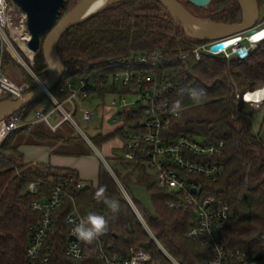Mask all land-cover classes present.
<instances>
[{"label": "trees", "instance_id": "obj_1", "mask_svg": "<svg viewBox=\"0 0 264 264\" xmlns=\"http://www.w3.org/2000/svg\"><path fill=\"white\" fill-rule=\"evenodd\" d=\"M80 1L66 0L58 21ZM263 1L257 0L259 5ZM210 4L212 7L204 19L222 24L242 22V10L237 0H212ZM203 43L189 39L158 0L116 2L73 26L61 37L56 51L63 63V74L51 93L58 101H63L69 92H61L60 86L92 75L90 97L95 96L99 104L106 105V98L117 92L110 81L113 70L107 68L108 61L154 52L170 58L172 63L158 71V78L163 81L166 73L165 80L172 87L164 91L163 99L171 106L180 100L182 109L172 120L168 136L174 139L186 135L205 143L223 141L219 161L224 164L225 171L213 182L203 181L204 190L229 207L224 230L228 248L247 251L255 264H264V250L255 238L264 236V141L263 136L253 132L251 115L246 113L245 103L242 99L236 103L237 95L241 98L243 94L264 86V40L244 60L206 54L196 60L192 50ZM181 56L186 57L180 59ZM33 71L41 82L46 81L48 65L42 50L35 54ZM27 81L30 85L28 94L39 87L31 77H27ZM191 89L205 91L201 103L189 98ZM48 104L54 105L44 95L38 102L21 109L19 116L23 126L11 132L0 146V264H26L31 228L40 220L31 204L34 200L48 199L53 188L65 181L68 196L54 213V230L42 251L46 254L48 248H53L49 264H100L96 256L99 246L110 255L121 257L129 255L132 247H140L158 264H173L153 242L114 178L110 176L109 183L104 185L100 174L96 186L86 184L79 187L84 181L76 170L25 161L20 151L22 145H43L51 141L73 143V138L57 134L61 126L53 131L41 122L27 131L24 124L33 119L37 109ZM118 117L125 121L136 118L128 111ZM116 137L124 143L128 139L121 127L109 134L97 135L91 142L101 147ZM54 153L69 155L56 150ZM118 160L121 165L132 167L124 174L114 171L119 182L126 186H142L149 192L153 213L132 201L163 248L180 264H204L209 260L208 248L186 237L195 225L194 213L168 207L175 195L154 183L146 160L142 157L133 161ZM35 180L43 181L37 196L28 192L29 184ZM99 187L106 189L108 199L118 202V212H112L94 198ZM74 209L82 218L95 213L108 221V229L98 241L92 244L82 241L87 252L82 260H74L66 253L69 233L66 217Z\"/></svg>", "mask_w": 264, "mask_h": 264}, {"label": "built area", "instance_id": "obj_2", "mask_svg": "<svg viewBox=\"0 0 264 264\" xmlns=\"http://www.w3.org/2000/svg\"><path fill=\"white\" fill-rule=\"evenodd\" d=\"M180 30L184 32L182 27ZM263 32L264 27L258 24L250 34L243 32L220 40L203 41V44L192 50V54L196 60H200L204 54L209 56L224 55L227 59L244 60L264 40H261V37L257 38ZM29 38L25 13L12 0H0V103L17 101L28 94L29 83L17 84L4 72L3 55L4 47L9 45L28 72L32 73L30 66L33 65V58H29L22 49V44L27 45ZM230 39L234 42L230 46L217 52L211 50L213 45ZM12 41L25 53L29 64L20 57L13 47ZM185 57L181 56L180 59ZM171 63L170 58L164 57L159 52L145 56L138 55L131 58L110 60L107 63V68L113 70L110 81L117 90L111 95L118 96L111 101L110 107L115 112L111 118L112 122H118L119 117L116 118V115L124 111L133 112L136 117L131 121V132L127 134L128 139L124 143V159L133 161L137 157L144 158L154 183L161 188L168 189L175 195L174 200L168 203V207L194 213L195 225L189 229L186 237L192 242L208 248L210 259L206 260L204 264H255L256 262L247 251L228 248L224 238V230L228 221L229 207L223 200L206 194L204 190L203 181L213 182L225 171L224 164L219 161L224 148L223 141L205 143L186 135H180L174 139L168 136V128L176 115L170 111L171 105L163 99V93L167 89L170 90L172 85L165 80L166 73L163 75V81H160L158 71ZM34 77L36 78V76ZM36 81L39 86L43 83L38 78ZM91 86L92 75H86L76 81L67 82L66 86H60L61 92H69V96L63 101H58L51 92H48L47 96L53 102V108L46 110V106L43 105L37 109L33 119L24 124L27 131L30 132L35 124L41 122L53 131L65 122H70L78 127L74 119L78 107L82 119L91 121L94 118V110L82 106V102L91 96L89 93ZM130 96L135 98L132 103L127 102V97ZM245 96L246 93L241 98L237 95L236 103L238 104L242 99L253 110L261 108L264 95L259 102L256 100L248 102ZM135 105L139 106L135 107ZM66 106H69L70 110H67ZM57 113L61 114V119L52 122V118H55ZM21 126L23 124L20 122L19 112L0 119V146L11 132ZM84 138L92 145L91 140L86 135ZM114 178L119 183L116 176ZM42 184L43 181L41 180L32 181L28 186V192L37 196L41 192ZM66 185L67 181L56 185L48 199L32 202L31 209L40 216V220L38 225L31 228L32 237L26 249V264L50 263L49 258L54 252L53 248H48L46 254H42V251L54 230V213L61 206L63 199L68 196ZM84 185V183H80L79 187ZM193 189L196 191L193 192ZM125 197L156 246L171 263L180 264L163 248L148 229L130 196L126 193ZM81 219L82 216L76 209L66 217V224L69 228L66 253L74 260H82L87 255L82 241L72 234L73 227ZM70 236H74L77 240L70 241ZM257 240L264 250V236ZM96 256L100 264H158L152 259L150 253L140 247H132L129 255L121 257L116 254L110 255L99 246Z\"/></svg>", "mask_w": 264, "mask_h": 264}, {"label": "water", "instance_id": "obj_3", "mask_svg": "<svg viewBox=\"0 0 264 264\" xmlns=\"http://www.w3.org/2000/svg\"><path fill=\"white\" fill-rule=\"evenodd\" d=\"M96 0H81L60 21L61 10L66 0H12V2L25 13L26 28L29 33L27 47L34 53L40 50L48 65V77L37 89L17 101H4L0 103V119L19 112L24 107L38 102L44 95L56 86L63 74V63L57 54L56 48L59 40L73 26L84 22L91 16L99 13L109 5L123 0H115L95 13L87 14L90 6ZM167 10L173 20L184 30L185 35L199 41L220 40L243 32L252 33L260 19V5L257 0H237L242 10V22L239 24L215 23L208 19L192 15L177 0H158ZM192 5L204 8L212 0H186ZM195 25L205 27L206 31L195 29ZM233 43L226 40L213 45L211 50L217 52ZM196 190L193 189V192ZM259 238V235L255 237ZM70 241H76L74 236Z\"/></svg>", "mask_w": 264, "mask_h": 264}, {"label": "rangeland", "instance_id": "obj_4", "mask_svg": "<svg viewBox=\"0 0 264 264\" xmlns=\"http://www.w3.org/2000/svg\"><path fill=\"white\" fill-rule=\"evenodd\" d=\"M179 1L181 5L187 11H189V13L201 18H204L206 12H208L212 7V4H209L207 7L197 8L191 3H188L186 0ZM258 24L261 26L264 25V1L260 4V19ZM177 25L180 29L181 26L179 24ZM12 45L18 52L20 57L29 64V60L27 59L22 49H20L18 45H16V43L13 41ZM34 60L35 54H33V65L30 66L32 73H30V71L28 72L26 67L22 64L21 60L16 55L14 50L9 45H6L4 47L3 70L13 80V82L17 84H20L22 82L28 83L27 77H31L34 82L37 83L36 78L38 77L33 71ZM34 76H36V78ZM117 97L118 96L115 95H109L106 98V105L99 104L100 102L95 96H92L88 100L82 102V106L84 108H90L94 110V118L91 121H84L81 114L79 113L78 107L77 114L74 115V119L78 127L74 126L70 122H65L63 127L60 128L57 132L58 135L73 138V143L66 144L62 142L51 141L38 146L47 147L52 150V152H54V150H60L61 152L68 153V156H72L74 158H83L82 160H85V166L88 170L96 169L97 175L101 174L104 185H107L109 183L110 176L114 178V171H118L122 174L130 172L132 167L128 165H121L120 161L118 160L123 159L125 154L124 141L120 137L112 139L111 141L103 144L101 147H96L92 142L91 145L84 138V135H86L90 140H92L93 137L97 135H106L121 127L125 129L126 134H129L131 132V121L118 120V122H112L111 120V118L115 115L114 110H112V108L110 107L111 101ZM134 101V97H127L128 103H132ZM45 106L46 110H50L53 108V105L50 104ZM138 106L139 105H135V107ZM244 108L246 110V113L251 115L253 132H255L256 134H260L262 137L264 135V103L259 110H253L248 104H245ZM66 109L70 110V107L66 106ZM116 118H118V115H116ZM59 119H61V114L57 113V116L55 118H52V122H56ZM45 130L48 131L47 129ZM42 149L46 150V148ZM78 153H80V155L76 156ZM27 157H29V155ZM93 182L96 183L95 179L93 180ZM115 182L117 183V186L119 185L123 187L125 192L134 202H137L150 213L154 212L151 196L144 187L135 184L126 186L120 182L118 183L116 180Z\"/></svg>", "mask_w": 264, "mask_h": 264}, {"label": "clouds", "instance_id": "obj_5", "mask_svg": "<svg viewBox=\"0 0 264 264\" xmlns=\"http://www.w3.org/2000/svg\"><path fill=\"white\" fill-rule=\"evenodd\" d=\"M206 93L203 89H191L188 92L189 98L199 104L203 101ZM182 109V102L180 100L174 101L170 111L179 116L180 110ZM119 190L126 196V192L122 186L118 185ZM106 189L99 187L94 198L98 202H103L112 212H118L119 204L117 201L110 200L105 195ZM108 229V221L103 215L90 213L86 217L82 218L72 229V234L77 237L78 240L83 241L87 244H92L94 241H98L99 238L105 234Z\"/></svg>", "mask_w": 264, "mask_h": 264}, {"label": "crops", "instance_id": "obj_6", "mask_svg": "<svg viewBox=\"0 0 264 264\" xmlns=\"http://www.w3.org/2000/svg\"><path fill=\"white\" fill-rule=\"evenodd\" d=\"M62 127L63 126H61L60 128ZM42 148H46V150ZM20 151L24 155V159L27 162L48 163L53 167L76 170L79 173L80 178L84 181L83 183L85 185L91 183L96 186L99 182V175H97L96 169L88 170L87 167L85 166L86 165V163L84 162L85 160H82L83 158L81 157L74 158L68 155L55 154L49 148L41 147L38 145H22L20 147ZM56 151L58 152L60 150H56ZM28 155L29 157H27ZM94 179L96 183L93 182Z\"/></svg>", "mask_w": 264, "mask_h": 264}, {"label": "bare ground", "instance_id": "obj_7", "mask_svg": "<svg viewBox=\"0 0 264 264\" xmlns=\"http://www.w3.org/2000/svg\"><path fill=\"white\" fill-rule=\"evenodd\" d=\"M113 1H115V0H96L90 6L87 14L95 13ZM195 29H197L199 31H206L205 27L198 26V25H195ZM259 37H261V40L264 39V32L257 36V38H259ZM22 49H23V51H25V53L28 55L29 58H31V59L33 58L34 53L27 47L26 44H22ZM263 95H264V88L262 87V88L255 90L254 92L246 93L245 97H246V100L248 102H251L253 100H256L257 102H259L262 100Z\"/></svg>", "mask_w": 264, "mask_h": 264}, {"label": "snow or ice", "instance_id": "obj_8", "mask_svg": "<svg viewBox=\"0 0 264 264\" xmlns=\"http://www.w3.org/2000/svg\"><path fill=\"white\" fill-rule=\"evenodd\" d=\"M254 39H256V37H254Z\"/></svg>", "mask_w": 264, "mask_h": 264}]
</instances>
